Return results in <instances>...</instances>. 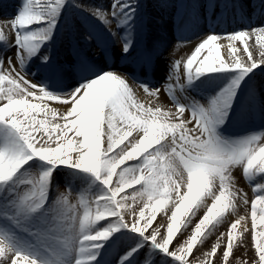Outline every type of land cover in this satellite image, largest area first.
I'll use <instances>...</instances> for the list:
<instances>
[{
    "label": "snow or ice",
    "instance_id": "1",
    "mask_svg": "<svg viewBox=\"0 0 264 264\" xmlns=\"http://www.w3.org/2000/svg\"><path fill=\"white\" fill-rule=\"evenodd\" d=\"M140 4L111 0L88 13L69 0H21L0 23V264H108L112 248L115 264H244L236 250L249 244L252 264H264V131L222 130L232 113L264 120V92L250 83L264 67V27L213 31L152 87L153 50L137 42ZM69 7L89 21V37L98 20L107 28L98 42L122 41L147 101L128 74L78 48L74 62L53 58ZM34 59L44 79L30 70ZM206 82L216 90L202 94ZM162 90L172 108L156 102ZM58 174L67 187L53 194Z\"/></svg>",
    "mask_w": 264,
    "mask_h": 264
},
{
    "label": "bare ground",
    "instance_id": "2",
    "mask_svg": "<svg viewBox=\"0 0 264 264\" xmlns=\"http://www.w3.org/2000/svg\"><path fill=\"white\" fill-rule=\"evenodd\" d=\"M140 2L137 42L140 46L146 45L153 50L154 64L152 68L149 69L148 75H157V80L154 84L155 87H160V84L163 83V79L172 61L175 59H186L194 45L198 43L201 38L206 37V35L211 34L213 31L223 36L225 33L234 32L236 30L251 31L253 28L264 27V0H140ZM73 3L81 4L82 7H86L88 13H91L93 11L92 6L101 3L108 6L111 4V0H69V4ZM20 4L21 0H0V23L10 20L15 15ZM65 21L57 36L55 45L52 48V56L54 59L66 63L74 62V49L78 48L81 55L87 58L91 57V60L95 61L98 65L103 66L107 63L111 65L114 70L122 74H125V72L128 73L126 68V63L128 61H126L121 54L122 41L120 39H115L114 42L109 41L107 45L98 42V40L103 41L107 38V28H105L100 21L97 20L94 22L98 33L97 38L88 36L89 21L85 20L79 10L69 7L65 11ZM70 24L72 25L71 28H69ZM6 31L10 32L8 29H6ZM147 38L148 42L145 43ZM220 43L226 45L228 41L222 39ZM93 44L95 47L92 46ZM105 46H107L106 48L110 46L114 52L116 57H113L112 60L107 58L103 60L99 55L100 50ZM236 46L241 47L238 42H236ZM249 46L252 48L253 55L259 59V49L255 36L249 41ZM157 49H159V52L162 53L163 56L160 57L155 53ZM241 55L243 56L242 52ZM130 65V73L133 72L134 69L139 70L135 65ZM30 70L36 73L37 79H44V74L40 69V62L38 60L34 59V62L30 65ZM65 83L74 86V81L71 79V76L68 77ZM129 83L142 101H147L149 99L139 87L138 82L133 83L129 78ZM250 83L259 91L264 92V67L255 71V75L252 76ZM48 87L52 91L67 90L57 87L55 82H49ZM216 88L217 85L208 82L199 85V90L202 94L213 92ZM156 102L162 104L166 109L173 107L163 90L160 93L159 101ZM52 106H57V104L53 103ZM234 115L235 113L230 115L231 120ZM253 118L254 116L249 117L246 121ZM256 118L259 120V123L254 122L253 125L239 124V126L233 127L232 130H228L227 135L245 134L250 131H264V126H262L264 125V120L261 119L258 113ZM235 175L238 178L239 186L251 196V185L248 184L239 171H237ZM57 176H59L63 188L56 184L54 189L56 191H64L67 187L66 177L63 174H58ZM240 214H243V209H241ZM163 220V215L158 213V220L156 223L163 222ZM226 227L227 225H225V228ZM223 230V228L220 229V231ZM187 234L186 232L185 236ZM183 239L184 236H181L180 240ZM180 240L176 241V243H180ZM214 240L215 237L209 240L204 247L197 252V255L208 249ZM115 252L116 249L112 248L106 255L105 261H107L108 264H115ZM110 254H112L111 256H113L114 261L108 260L111 257ZM236 256L239 257L240 261L244 262V264H252V261L255 259L250 244L247 250L238 248L236 250ZM217 264H219V260H217ZM233 264H236V262L234 261Z\"/></svg>",
    "mask_w": 264,
    "mask_h": 264
},
{
    "label": "rangeland",
    "instance_id": "3",
    "mask_svg": "<svg viewBox=\"0 0 264 264\" xmlns=\"http://www.w3.org/2000/svg\"><path fill=\"white\" fill-rule=\"evenodd\" d=\"M222 130H223V132L225 133V131H226V130H225V126H223V129H222ZM59 179H60L59 176H55V177H54V186H56V184H57L58 186H60V187L63 188V184L60 182ZM63 181H64V179H63ZM62 188H61V189H62ZM65 190H66V188H65ZM55 193H56V190L54 189V193H53V194H55ZM111 255H112V254H110V256H111ZM110 256H109V257H110ZM108 260H112V261H114V260H113V256H111ZM113 263H114V262H113Z\"/></svg>",
    "mask_w": 264,
    "mask_h": 264
}]
</instances>
